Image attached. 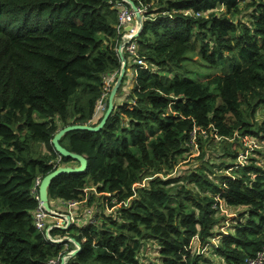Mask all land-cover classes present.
I'll list each match as a JSON object with an SVG mask.
<instances>
[{"label":"trees","instance_id":"16d2710c","mask_svg":"<svg viewBox=\"0 0 264 264\" xmlns=\"http://www.w3.org/2000/svg\"><path fill=\"white\" fill-rule=\"evenodd\" d=\"M120 1L129 6L0 0V264H46L74 247L49 241L35 226L36 181L57 165L77 164L55 152L54 133L67 124L94 125L106 109L95 114L102 75L117 76L120 68ZM133 2L145 6L135 39L145 66L131 63L133 84L127 93L120 88L125 72L121 100L98 131L61 136L87 166L47 187L50 207L59 211L60 201L82 200L87 186L97 191L87 203L102 197L106 208L80 221L77 206L76 221L49 234L80 243L66 264H213L212 256L245 264L264 247V0ZM192 47L211 70L205 79L182 70ZM243 137L256 146L235 164ZM193 144L201 165L180 174L176 166ZM127 198L108 210L112 199ZM149 245L155 255L143 257Z\"/></svg>","mask_w":264,"mask_h":264},{"label":"built area","instance_id":"2783aa9c","mask_svg":"<svg viewBox=\"0 0 264 264\" xmlns=\"http://www.w3.org/2000/svg\"><path fill=\"white\" fill-rule=\"evenodd\" d=\"M117 4L120 6H119L118 11H117L118 18H117V23L115 25V29H116L117 34L120 36L119 41L121 40L123 42V46L121 47V50L123 51V53H125V52L128 53L129 59L131 62H135L139 65L145 66V62H144L143 58L140 57L137 53V47H136V41H135L136 37H134V35L138 30V25L135 24V22H134V13L129 6L121 4V1L118 2ZM137 7H138L139 12L143 16V19H144L143 13H144L145 6L140 5ZM117 48H118V43H117L116 50H117ZM133 70L135 71L134 68H133ZM126 75L129 76V73L127 72V68H126ZM115 76H116V72H112V73L107 72V73L102 75V83H103L102 92H101V95L96 102V105H95V114L98 112H101L105 109L106 103H107V96H108L110 87L114 81ZM245 142L246 143L244 144V146H246L247 143H250L249 149L251 148V146H256V144L253 140H247V138H246ZM244 149H245V147H244ZM249 149H248V151H249ZM248 151L246 153H244V151L243 152L241 151L239 153L238 160H240V163H242V159H243L242 157H244L248 153ZM141 182H135L134 184H135V186H138V185H141ZM144 182H145V180H143V184H144ZM36 183L38 184L39 180H37ZM134 184H133V186H134ZM83 191H84V193H83V199L82 200L70 199V200H67L65 203L60 201L59 204H64L66 206V209H67L66 212L63 213L62 211H59L56 208H51L52 211L57 212V213L60 212V214H65V213L69 214V221H70V225H71L77 219L76 218L77 214L75 213V210L78 208L77 206L80 207L83 204L82 201H88L90 193H97L95 187H92V186L85 187L83 189ZM106 195H110V194L106 193ZM128 200H129V198H127L124 201H117L116 199H112V202H114V204H113L112 208L110 207V208H108V210H111V209H113L116 206H119L121 204L126 205V204H128ZM37 208H38V210L36 211V213L34 215V219H35L34 224L38 229H40V230L43 229L44 232L46 229H48V233H49V230L51 228H53L54 225L62 224V223H58V222H49L48 217H50V216L60 217L64 221V223L62 225L65 224L66 220H65L63 215H59V214L55 215L54 213L48 212L47 210H45L41 206L40 202H39V205ZM94 212H95L94 209L87 207V209L85 210V212H83V214H84V216L89 217L92 214H94ZM84 220H85V217H84ZM53 238H60V237H53ZM66 251H68V250H66ZM61 256H62V253H59L57 256L50 257L46 261V264H59ZM263 259H264V247L261 250H259L254 256L247 258L245 264H262Z\"/></svg>","mask_w":264,"mask_h":264},{"label":"water","instance_id":"95a60500","mask_svg":"<svg viewBox=\"0 0 264 264\" xmlns=\"http://www.w3.org/2000/svg\"><path fill=\"white\" fill-rule=\"evenodd\" d=\"M124 2H127L129 4V7L134 13V22L138 25V30L135 33L134 37H137L142 29V23H143V16L139 12L137 5L133 2V0H122ZM123 46V42L120 40L118 42V48H117V54L120 60V68L118 71V74L116 76V79L112 83L108 96H107V106L104 110L100 120L94 124H88V123H72L64 125L63 127L59 128L51 138V144L57 154L60 156H67L72 158L77 162V164H61L57 165L53 170L46 173L39 181L38 183V200L41 204V206L47 210L48 212L54 213L55 215H63L66 222L64 225L62 224H56L54 227L60 228V229H67L70 226L69 221V214H60L57 212H53L50 207V202L47 195V187L49 186L51 179L63 174V173H81L86 169L87 166V159L83 154H79L74 151H70L64 146H62L59 142V139L62 135H64L66 132L71 130H87V131H98L106 122L110 112L112 111L114 107V97L115 94L123 80V77L126 72V58L124 56L123 51L121 50V47ZM45 237L53 242V243H63L65 241L73 242L74 247L68 251H65L62 253V256L60 257L59 264H65L69 257H72L74 254H76L80 250V243L76 241L73 237L70 235H63L60 238H53L49 235L48 229L45 230Z\"/></svg>","mask_w":264,"mask_h":264},{"label":"rangeland","instance_id":"374dc122","mask_svg":"<svg viewBox=\"0 0 264 264\" xmlns=\"http://www.w3.org/2000/svg\"><path fill=\"white\" fill-rule=\"evenodd\" d=\"M118 6H120V5H118ZM194 50H195L194 47H192L190 52L186 53V56H188L189 58H192L193 60L184 58L183 61H182L183 62L182 70H185V74L187 76H189V77L194 78V79H205L204 74H210L211 70H210V68H206L203 65V62L199 59V57L195 54V52L193 53ZM125 55L127 57V60L130 61L128 53L125 52ZM131 63L132 62L130 61V64L129 63L127 64V72L129 73V76H128V78L125 77V79L123 80V82H122V84L120 86V88H122V89H123V86H125L126 93L128 92L127 89H129L132 86L133 80H134V78H133V67H132ZM115 97H114V103L118 102L116 94H115ZM131 99L129 100L130 102H133V100H135L134 97H132ZM261 115H262V113L257 114V117L259 118ZM33 117L37 121L43 120L42 117H40L38 115H35V114H34ZM212 134H213L212 137L214 139H218L217 135H215L214 133H212ZM245 140H246V137H243L242 141H245ZM249 145H250V143H247V145L245 146L244 153H246L248 151ZM199 154H201L199 147L196 144H193V146L190 149L189 153L186 154L185 157H183V159H181L179 161V164L176 166V168L180 170V172H181L180 174H183L187 169H189L191 167H195V166H200L201 165L200 159H193L195 156H198ZM239 163H240V160H238L236 158L235 164H239ZM226 174H228V173L226 172ZM142 184H143V181L141 182L140 186H142ZM134 186H135V184H134ZM136 187H139V186H135V188ZM102 199H103L102 197H99V198L95 197V199L92 202H89V203H87V201H82L83 204L79 207V213H80V217L81 216H83V217H81L80 221H83L84 217H85V219H89V220H93L94 219V215L93 214L91 216H89V217L88 216H84L83 212H85L87 207H90V208H92L94 210H101L102 208H106L105 204L102 202ZM169 203L173 204L172 201L169 202ZM222 212L228 217H231V216L234 215L233 213L228 212V210H226V209H223ZM65 214H67V213H65ZM48 218H49V222H58V223H62V224L64 223V221L60 217L50 216ZM227 225H228V223L226 222L224 224V228L223 229H226ZM223 229H221V230H223ZM194 239L196 240V238H194ZM70 243L73 244V242H70ZM196 247H197V250L199 252H202V246L199 244L198 241H196ZM207 250H208V254L212 256L211 249L208 248ZM154 255H155V249L153 248L152 245H149V248L147 249V251L145 252L143 257H145V256L153 257ZM212 257H213V260H214L213 264H220V261H219V259L217 257H215V256H212Z\"/></svg>","mask_w":264,"mask_h":264},{"label":"crops","instance_id":"0c3cea01","mask_svg":"<svg viewBox=\"0 0 264 264\" xmlns=\"http://www.w3.org/2000/svg\"><path fill=\"white\" fill-rule=\"evenodd\" d=\"M127 61H128V60H127ZM128 63L130 64V61H128L127 64H128ZM133 71H134V70H133ZM115 98H116V97H115ZM117 100L120 101L121 99H120L119 97H117ZM59 208L62 209V212H63V213L67 211V209H65V207H64L63 205H60Z\"/></svg>","mask_w":264,"mask_h":264}]
</instances>
